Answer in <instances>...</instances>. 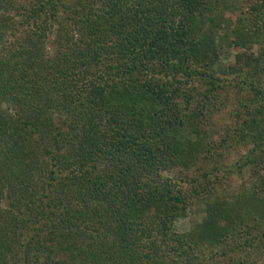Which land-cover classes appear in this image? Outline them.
Instances as JSON below:
<instances>
[{
    "label": "trees",
    "instance_id": "obj_1",
    "mask_svg": "<svg viewBox=\"0 0 264 264\" xmlns=\"http://www.w3.org/2000/svg\"><path fill=\"white\" fill-rule=\"evenodd\" d=\"M222 29L230 73L258 93L264 0H0V41L13 36L0 53V264H205L217 249L242 264V226L264 225L257 189L209 206L198 231L173 229L212 148L178 140L180 106L197 79L216 86ZM236 133L264 145V109Z\"/></svg>",
    "mask_w": 264,
    "mask_h": 264
},
{
    "label": "rangeland",
    "instance_id": "obj_2",
    "mask_svg": "<svg viewBox=\"0 0 264 264\" xmlns=\"http://www.w3.org/2000/svg\"><path fill=\"white\" fill-rule=\"evenodd\" d=\"M11 37L13 36L9 34L6 40L0 41V53L6 54L10 48ZM256 39L257 42L253 45L251 53L259 56L264 49V33L259 34ZM232 40V32L227 29L219 30L214 35L216 47L221 53L218 61L214 63V72L218 77L217 84L212 88V83L208 84L209 80L197 79L194 82L196 90L191 92L194 95L193 102L189 108L185 105L180 106V117L185 122V128L179 132L178 140L186 144L198 141L203 144V147L206 144L212 147L206 150V155H202L188 173L189 179L200 180L202 189L200 196L194 198L190 208L174 223L173 229L180 234L198 231L207 218L208 207H212L217 201L227 202L228 209L233 208L239 193L254 188V190L257 189L258 198L264 200V188L259 182V176H263L264 173L262 171L260 175L256 174L262 166L255 169L257 163L254 161L250 164L247 160L250 157V151L257 149L262 150L259 155L261 159H264V145L257 148L253 140H239L236 133L251 114L257 109H264V56L260 62L262 71L256 77V90L259 91L256 93L241 81L242 78L230 73L238 51L231 47ZM247 71L246 69L245 76L248 77L250 71ZM46 161L44 160V163ZM40 165L45 175L46 168L42 160ZM178 172H175L173 176L178 177L180 175ZM203 174L206 175V181L201 178ZM182 176L185 177V175ZM29 196H22L24 204H27L26 199L35 200V195L31 191ZM6 201L8 202L4 198L5 205ZM235 218L239 219L238 216ZM260 226L259 224L255 226L254 223L251 226L250 223L242 226L246 228L248 244L243 243L245 247L234 251L235 258L242 264H264V225ZM224 256V253L218 249L212 254L208 252L205 254L207 262L205 264H228L226 262L228 257Z\"/></svg>",
    "mask_w": 264,
    "mask_h": 264
}]
</instances>
